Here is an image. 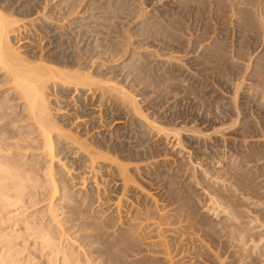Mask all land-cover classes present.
I'll list each match as a JSON object with an SVG mask.
<instances>
[{
  "label": "rangeland",
  "instance_id": "374dc122",
  "mask_svg": "<svg viewBox=\"0 0 264 264\" xmlns=\"http://www.w3.org/2000/svg\"><path fill=\"white\" fill-rule=\"evenodd\" d=\"M69 1L0 0V6L20 15L22 7L31 3L33 16L37 10L46 8L36 18L43 21L47 18V26L52 23L56 27L51 29L52 44L41 47L39 42H26V34L19 37L24 42L20 50L29 54L31 60L54 49L61 38L62 54L75 59L81 56L83 67L87 68L91 66L87 61L93 58L97 72H106L108 75L104 77L111 76L137 97L145 116L160 128L180 132V137H176L179 144L174 145L173 133L160 134L146 128L131 114L122 116L128 117V134L112 130L113 140L121 142L117 145L119 157L129 165L130 175L148 191L149 196L131 198L142 210L134 215L158 218L163 209L168 220H187L194 240L188 246L170 241V246L175 254L186 253L188 264H264V0H71V4ZM16 42L18 39L14 40L18 46ZM132 61L137 72L130 67ZM68 152L59 157L66 166L62 169L66 179L76 177L79 167L71 165L78 158ZM101 174L104 172L100 171ZM110 181L101 185L99 192L87 183L81 188L82 192L93 189L95 199L89 212L95 216L98 209L105 211L102 216L112 226L114 239L121 228L119 225L114 228L118 219L110 203L120 189ZM50 191L46 192L51 194ZM107 197L111 200L109 204ZM103 200L108 207L103 206ZM207 206L212 209L210 212ZM61 212H65L61 217H68L67 209ZM83 221L84 218L65 225L68 231L65 241L76 252L78 245H83L88 254L98 251L96 254H102V260L111 264L109 253L103 251L105 246L98 243L97 237L92 238L94 244L81 243L82 238L94 233ZM199 239L202 243L205 240L204 245L211 247L214 256L202 250ZM131 260L132 264H163L145 251Z\"/></svg>",
  "mask_w": 264,
  "mask_h": 264
},
{
  "label": "bare ground",
  "instance_id": "6f19581e",
  "mask_svg": "<svg viewBox=\"0 0 264 264\" xmlns=\"http://www.w3.org/2000/svg\"><path fill=\"white\" fill-rule=\"evenodd\" d=\"M6 1L11 2L12 0ZM70 2L72 3L71 0L68 3ZM32 7L31 3H27L25 7H22L23 14L16 15L14 10H6L7 8L0 6V264H106L102 260V254H96L98 251L91 255L88 254L89 251L83 249V245H78L79 251L76 252V249L74 250L65 241L68 233L64 229L65 225L82 218L85 221L83 222L89 226L88 229L94 233L82 238L81 243L94 244L92 238L97 237L99 239L97 242L105 246L103 251L109 253L111 264H132L134 260L131 258L138 257L142 251L163 264L181 262L188 264L189 259L184 258L186 253H178V255L172 252L170 241H177L179 245L188 246L194 240L189 231V223L187 220L184 222L183 218L178 222L173 221L174 219H166L167 213H164L163 209L158 218L151 217L152 215L150 217L134 215L140 207L131 198L149 196L148 191L135 180L134 176L130 175L129 165L118 154L117 145L121 142L113 140L112 137V130L115 129L124 130L125 133L122 135H126L128 117H122L124 114H131L133 118L135 116L145 125L144 127L155 132L160 131V134L162 131L173 133V139L176 142L178 141L176 137H180V132L178 133L175 129L160 128L157 122L145 116L140 111L137 97L124 86L110 79L111 76L110 78L104 77L103 75H108L106 72L103 74L97 72L93 58L90 57L87 61L91 62L90 68H87L83 67L84 60L81 56L75 59L66 56V53L62 54L64 48L59 43L62 42L61 38L56 42L57 46L47 54L35 55V61L28 57L29 54L25 55L20 50V46L24 43L21 42L22 39H19L20 35L23 37L26 34V42H39L38 44L42 47L44 44H52L51 29L56 28L51 25L52 23L47 26V18L45 21L36 18L40 12L43 14L46 8L41 11L37 10L36 16H33ZM31 38L33 40H29ZM44 38L48 41L44 42L43 40H46ZM15 39H18L16 42L18 46L14 44ZM130 67L137 72L138 68L133 61ZM113 125L115 127L112 128ZM163 135L165 136V133ZM167 141L169 142L168 139ZM176 142L173 144H179ZM29 150L40 151V153L31 152L29 154ZM68 151L70 155L75 154L78 158L71 165L77 164L79 167L76 177L66 179L62 172L65 165L59 157ZM192 165L195 166V164ZM100 171H103L104 175H99ZM40 172L45 174L41 176ZM60 174L63 175L59 177ZM68 174L66 177H69ZM108 179L114 187L120 189V194L113 199L112 204L110 203V209L118 219V223H114V228L118 229V225L121 228L114 239L111 238L115 235L110 231L112 226L102 216L105 211L98 209L95 216L89 212L94 204L92 200L95 199L93 189L99 192L101 185L107 184ZM86 183L87 186L95 188L82 192L81 187ZM49 189L51 194L46 192ZM74 189L77 190L75 194L74 191L72 192ZM89 191L92 192L88 196ZM105 191L106 189L103 191L104 195L107 192ZM100 197L101 195L97 199L99 200ZM46 201L49 202L48 205L42 207ZM110 201L107 197L106 202L109 204ZM217 201L220 200L217 199ZM96 202L99 204V201L96 200ZM61 209H67L68 217H61L65 213H59ZM211 210L209 209V212ZM232 227L234 228L235 225ZM193 237L195 238V235ZM200 242L206 254L215 255L211 247L206 246L207 243L204 245L205 240L204 243H202L203 240ZM194 249L193 251L196 252ZM225 257L228 255L225 254Z\"/></svg>",
  "mask_w": 264,
  "mask_h": 264
}]
</instances>
